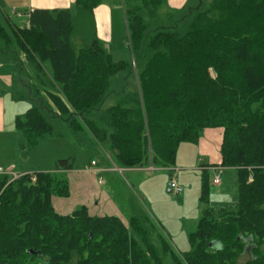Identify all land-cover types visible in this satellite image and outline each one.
Returning <instances> with one entry per match:
<instances>
[{"label": "trees", "instance_id": "obj_1", "mask_svg": "<svg viewBox=\"0 0 264 264\" xmlns=\"http://www.w3.org/2000/svg\"><path fill=\"white\" fill-rule=\"evenodd\" d=\"M121 1L131 61H115L95 36L102 0H75V14L37 9L14 38L0 20L13 99L31 104L16 120L22 156L44 138L88 134L120 169H166L181 144L222 127L221 166L238 171L236 205L204 209L183 254L138 216L126 223L86 205L58 208L74 169L59 159L55 171L0 174V264H264V0H188L166 14L165 0ZM88 19L93 29L76 47V26L86 31ZM202 189L207 202L206 178Z\"/></svg>", "mask_w": 264, "mask_h": 264}, {"label": "rangeland", "instance_id": "obj_2", "mask_svg": "<svg viewBox=\"0 0 264 264\" xmlns=\"http://www.w3.org/2000/svg\"><path fill=\"white\" fill-rule=\"evenodd\" d=\"M113 6V20L110 26V39L100 41L115 61L132 60L126 18L121 0H106ZM186 4V3H185ZM184 6V5H183ZM182 6V7H183ZM178 8L165 0L162 13L166 14ZM20 11V10H19ZM22 11L23 16L12 15L11 21L17 27H23L29 22L30 16ZM20 11V12H21ZM76 13V9L70 10ZM11 12V9L9 10ZM9 33L14 38L11 23L3 20ZM87 30L82 32L77 24L72 36L76 47L85 44L81 41L93 29V22L88 19ZM13 80V83H12ZM15 77L5 79L0 76V165L6 169L17 171H55L59 159H73L74 169L87 170L92 160L98 166H104L105 161L112 165L105 150L88 134H83L78 140L75 136L68 138H44L27 155L22 156L21 146L25 141L24 133L17 129L16 120L23 116L31 107L28 100H14L12 91L17 89ZM18 80V79H17ZM19 82V81H17ZM114 97H107L102 107L108 108L115 104ZM1 128H4L1 129ZM197 143H183L179 147L177 161L170 168L144 169L131 172L128 168L117 170V178L111 181L112 197L120 209L122 219L127 223L133 216L145 219L148 226H154L155 234L164 235L180 253L191 249L189 233L195 230L203 210L211 207L229 206L234 208L238 196V171L235 168L222 167V182L214 184L215 170L204 172L203 164L210 160L197 153ZM114 164V163H113ZM115 165V164H114ZM96 168V167H95ZM92 171V170H91ZM32 173V172H31ZM30 173V174H31ZM66 175V174H64ZM67 177V175H66ZM175 177L183 191H171L169 183ZM207 179V202L202 201L203 179ZM36 181V177L32 182ZM105 187V186H103ZM109 191V188H107ZM61 208L60 204H56ZM133 231V230H132ZM249 256H242L241 262H246ZM167 264H173L168 261Z\"/></svg>", "mask_w": 264, "mask_h": 264}, {"label": "crops", "instance_id": "obj_3", "mask_svg": "<svg viewBox=\"0 0 264 264\" xmlns=\"http://www.w3.org/2000/svg\"><path fill=\"white\" fill-rule=\"evenodd\" d=\"M187 1L188 0H169V4L173 7L181 8ZM10 9L11 12H9ZM37 9H76L77 12L75 0H0V20L2 22L3 20H7L9 23H11V26L13 25L12 28H15L17 26H15L11 21V16L15 15V13H13V10H16L17 13H21V15L16 14L18 16H23L21 10L25 11L24 14H26L27 10V15L30 16V14ZM112 9L113 6L109 1L102 0L101 4H99L94 10V32L95 36L99 40V37H101L103 41H107L111 37L110 26L113 20ZM26 25H29V22L24 26ZM15 74L16 69L14 62L3 61L0 51V76H3L5 77V79L9 80V78H13ZM1 129L4 130V128ZM223 139L224 128L222 127L206 128L203 131L201 138L197 142L198 146L196 148L198 154L204 155L210 160L209 163L203 164V170H215V167L221 166V148ZM148 168L153 169L154 167L149 164L142 167L129 168V170L131 172H134L142 171ZM96 169H100L101 172L99 174H96L95 172L88 169L80 171L72 169L65 172L69 179L71 196L58 202V204H60L61 206L60 209L64 211H70L76 206L86 205L89 208L90 213L93 215H118L122 217L120 209L111 195L113 192V185H111V181L117 178L116 173H118L117 170H120V168L116 167L113 163L112 165H110L107 161H105L104 166H98L97 162ZM13 170L15 169L13 168ZM15 171L19 172L17 170ZM26 172L28 171H20V173ZM31 172L36 171H29V173ZM100 175L104 179L103 183L99 182ZM107 188H109V191L107 190Z\"/></svg>", "mask_w": 264, "mask_h": 264}, {"label": "built area", "instance_id": "obj_4", "mask_svg": "<svg viewBox=\"0 0 264 264\" xmlns=\"http://www.w3.org/2000/svg\"><path fill=\"white\" fill-rule=\"evenodd\" d=\"M13 13L21 15V13H17L16 10H13ZM96 165H97V161L93 160L91 162V167H89L88 170H92L96 174H99L101 172V170L100 169H96L95 168ZM221 168H222V166H217V167L214 168L215 171L217 172L216 176L214 178V184L215 185H219L222 182V174L220 172ZM0 174H9L12 177V180H14V179H17L20 176L25 175L27 173H19V172H16L15 170H13V169H5V168L0 166ZM33 178H34V176L32 177V179ZM99 182L100 183L104 182V179H103V177L101 175L99 176ZM169 187H170L171 191H174L176 193H181L183 191V189L180 186H178V183H177V180H176L175 177L171 178L170 183H169Z\"/></svg>", "mask_w": 264, "mask_h": 264}]
</instances>
